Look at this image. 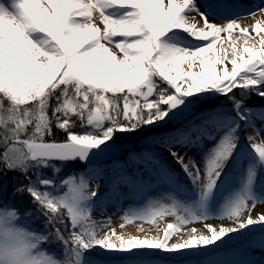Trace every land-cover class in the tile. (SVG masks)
Here are the masks:
<instances>
[{
	"label": "rangeland",
	"instance_id": "obj_1",
	"mask_svg": "<svg viewBox=\"0 0 264 264\" xmlns=\"http://www.w3.org/2000/svg\"><path fill=\"white\" fill-rule=\"evenodd\" d=\"M152 68L190 100L194 109L179 107L187 127L154 130L141 142L148 145L142 159L125 147L78 179L65 177L59 190L66 193L55 208L45 207L68 211L74 229L128 264H264V238L253 236L264 232V106L227 117L219 110L220 98L238 88L264 99V0H0V91L13 101L30 100L31 92L47 96L66 76L128 88ZM152 96L150 89L149 105ZM207 107L216 115L199 116ZM166 120L160 111L147 127ZM202 128L217 132L199 143L186 135L201 137ZM111 140L70 137L90 146ZM23 151L16 143L8 155L23 165ZM117 156L128 158L119 164ZM62 163L46 169L64 172ZM229 167L234 175L226 174ZM52 177L42 172L40 182L53 184ZM31 225L48 224L0 213V264H50L49 252L37 245L51 252L54 245L31 233ZM207 230L205 243L200 235ZM113 235L123 242L110 243ZM214 253L215 260L203 259ZM103 263L112 261L91 264Z\"/></svg>",
	"mask_w": 264,
	"mask_h": 264
},
{
	"label": "trees",
	"instance_id": "obj_2",
	"mask_svg": "<svg viewBox=\"0 0 264 264\" xmlns=\"http://www.w3.org/2000/svg\"><path fill=\"white\" fill-rule=\"evenodd\" d=\"M156 72L152 68L143 83L118 89L87 81L84 84L66 76L47 96L43 93L35 97V93L31 92L33 95L29 98L32 99L25 102L13 101L10 94L0 91V213H14L20 218H31L35 222L39 217V222H47L48 225L44 227L35 228L31 225L30 232L34 230L42 235L43 241L54 245L52 252L43 244L37 245L44 252H49L50 264H91L101 258L111 260V264H118V261L127 264V260L124 255L115 258L113 251L98 243L91 233L84 234L74 229L68 211L59 213L56 210L54 213L52 208L45 207H54L53 204L60 201V195L66 193L65 188L59 190L65 177L75 175L78 179L79 174L87 167L78 161H67L63 162L67 166L65 171L55 173L52 169H46L47 166L59 165L61 162L42 161L45 166L39 161L33 162L24 144L62 143L70 141L75 132L101 138L111 136L120 149L132 148L131 152L126 150L128 156L132 154L142 159L141 154L143 155L148 145L141 142L146 137L156 134L154 130H181L187 127V121L181 120L179 107L194 109L189 105L190 100L185 102V98L176 94L168 75L159 77ZM150 89L153 90L152 105L147 104L149 101L146 98ZM220 106L219 110L227 117L237 111L242 113L256 107L263 108L264 99L257 96L256 90L238 88L222 96ZM195 108L202 107L199 105ZM228 109L231 112H227ZM160 111L167 112L164 126L158 129L148 128V122ZM214 111V107H207L197 114L200 116ZM97 112L101 114L100 119L94 116ZM16 143L24 148L26 163L23 165L13 161L8 155L10 147ZM127 158L117 156V161L121 164ZM46 171L53 175V184L40 182L42 172ZM60 208L65 210L61 206ZM86 239L89 240L88 244L94 246L93 249H87L83 244ZM212 256H216V253L206 257Z\"/></svg>",
	"mask_w": 264,
	"mask_h": 264
},
{
	"label": "water",
	"instance_id": "obj_3",
	"mask_svg": "<svg viewBox=\"0 0 264 264\" xmlns=\"http://www.w3.org/2000/svg\"><path fill=\"white\" fill-rule=\"evenodd\" d=\"M25 149L32 161H80L86 165H97L116 156L118 148L113 141L103 146H90L78 142L26 143Z\"/></svg>",
	"mask_w": 264,
	"mask_h": 264
},
{
	"label": "bare ground",
	"instance_id": "obj_4",
	"mask_svg": "<svg viewBox=\"0 0 264 264\" xmlns=\"http://www.w3.org/2000/svg\"><path fill=\"white\" fill-rule=\"evenodd\" d=\"M247 73V72H246ZM249 74V75H248ZM248 74H247V76L249 77L250 75H251V71L250 72H248ZM163 119H164V116L163 115H161V116H158L155 120H154V123H156V124H159V123H161L162 121H163ZM225 168V167H224ZM106 219H104V220H100V222H103V221H105ZM118 234V233H117ZM112 235V234H111ZM110 235V236H111ZM206 235H208L207 237H209V231L207 230L206 231V233H205V235H203V233H202V235H200L201 237L203 236V237H205ZM107 237V239H108V241H110V243H112V242H114L115 243V245H117L118 243H120V242H123L122 240H121V237H120V235L118 236V235H113L112 237ZM106 238V237H105ZM208 241V238L206 239V237H205V239L203 240V242H207Z\"/></svg>",
	"mask_w": 264,
	"mask_h": 264
}]
</instances>
